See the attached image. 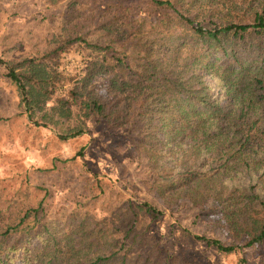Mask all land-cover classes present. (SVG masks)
Returning a JSON list of instances; mask_svg holds the SVG:
<instances>
[{"label":"trees","instance_id":"trees-1","mask_svg":"<svg viewBox=\"0 0 264 264\" xmlns=\"http://www.w3.org/2000/svg\"><path fill=\"white\" fill-rule=\"evenodd\" d=\"M152 3L164 17L152 39L117 45L118 29L111 24L110 39L102 44L68 36L39 57L0 62L36 126L57 127L62 140L82 135L92 118L137 127L133 144L149 157L151 170L157 169L152 184L160 197L211 204L237 239L259 244L264 240V0ZM79 41L95 57L83 63L67 96L58 97L67 80L60 71L62 55ZM206 72L223 87L225 103L204 79ZM13 202L0 205V264H162L159 256L143 251L149 239L139 215L163 214L145 203L119 236L107 220L85 214L44 224L37 209H19ZM197 238L219 252L235 250ZM178 263L176 256L166 260Z\"/></svg>","mask_w":264,"mask_h":264},{"label":"rangeland","instance_id":"rangeland-1","mask_svg":"<svg viewBox=\"0 0 264 264\" xmlns=\"http://www.w3.org/2000/svg\"><path fill=\"white\" fill-rule=\"evenodd\" d=\"M163 18L152 0H0V61L39 57L68 36L102 44L110 39L111 24L118 29L117 45H135L156 37ZM93 57L82 41L62 55L60 71L67 80L58 97L67 96L82 76L83 63ZM203 74L225 103L218 79ZM96 83L101 88L100 80ZM23 109L18 87L0 62V205L10 200L19 209H37L44 224L87 214L107 220L123 236L132 213H139L136 207L145 203L163 214L139 215L149 239L143 251L159 256L162 264L174 256L181 264H264V240L246 246V238L237 239L211 204L160 197L152 184L157 169L151 170L149 157L133 144L137 127L92 118L82 135L62 140L57 127L36 126ZM72 109L75 115L79 111ZM197 237L235 250L219 252Z\"/></svg>","mask_w":264,"mask_h":264}]
</instances>
